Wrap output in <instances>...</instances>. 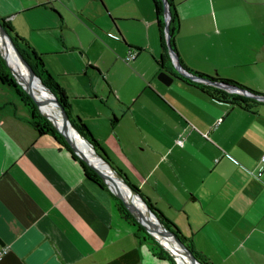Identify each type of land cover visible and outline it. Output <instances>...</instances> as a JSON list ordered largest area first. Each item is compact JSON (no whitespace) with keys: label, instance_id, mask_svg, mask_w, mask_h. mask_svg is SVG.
Listing matches in <instances>:
<instances>
[{"label":"crops","instance_id":"crops-1","mask_svg":"<svg viewBox=\"0 0 264 264\" xmlns=\"http://www.w3.org/2000/svg\"><path fill=\"white\" fill-rule=\"evenodd\" d=\"M172 3L184 64L264 94V0ZM0 16L105 155L199 252L214 264H264V103L179 76L172 57L161 66L153 0H0ZM8 88L0 81V264H171L139 241L110 188L27 122Z\"/></svg>","mask_w":264,"mask_h":264},{"label":"trees","instance_id":"trees-1","mask_svg":"<svg viewBox=\"0 0 264 264\" xmlns=\"http://www.w3.org/2000/svg\"><path fill=\"white\" fill-rule=\"evenodd\" d=\"M156 8H157V14H158V20H159V25L161 28V39H162V47L163 50L165 51V57H163L160 61L161 66H165L163 64V61L167 59L168 61H171V56L169 53V45L167 41V36L165 33V25H166V20H165V2L164 0H153ZM171 6V13H172V18L170 22V42L173 47V49L177 52L176 44H175V32L178 27V18H177V12H176V7L172 3V0H168ZM0 20L3 23V25L6 27L12 38L14 39L17 47L21 51L22 55L24 58L27 60L29 65L35 70V72L40 75L43 79V81L47 84L48 87L52 89V91L57 95L58 99L62 103V105L65 107L67 113L70 115L72 122L75 124L76 128L90 141L95 145V148L98 153H101L105 155L102 147L98 143L97 139L93 136L92 132L88 128V126L83 122V120L80 118V116L75 115L72 111V105L69 99L68 94L65 92L64 88L55 80V78L48 72V70L44 66L43 59L41 58L40 55L34 50L32 44L30 43L29 40L21 37L14 29L13 24L10 22V20L6 19L5 17L0 16ZM181 63L184 65L185 68H187L189 71L193 72L195 75H198L200 77H205L209 78L211 80H224L227 82L235 83L234 81L227 80V79H220L216 78L214 76L202 73L200 71H195L188 67L182 60H180ZM173 65V64H172ZM174 72L175 74L179 76L186 77L183 73L175 69L174 67ZM190 78V77H186ZM191 79V78H190ZM0 81L10 87L15 94L17 95V99L21 101L26 107L29 112V117L27 119V122L33 126L40 134H51L57 142L68 148L75 159L81 162L83 167L86 170V173L89 178L93 179L100 185L109 188L108 184L106 181L102 178V176L97 173L95 169H93L91 166H89L83 159H81L71 148L70 144L66 140L65 136L55 127L53 122L45 115L43 114L39 108L34 99L25 91V89L16 81L9 65L7 64V61L3 57L0 51ZM200 82V81H198ZM202 84V83H200ZM238 84V83H236ZM239 85V84H238ZM241 86V85H239ZM243 87V86H241ZM247 88V87H244ZM217 91H220L221 93H227L228 95L232 96L234 99L238 100L239 102H243L245 104L252 102V103H264L262 101H259L253 97H249L246 95H243L241 93H231L223 88H214ZM252 90V89H250ZM254 91V90H253ZM257 92V91H255ZM260 93V92H257ZM106 158H108L105 155ZM109 159V158H108ZM110 160V159H109ZM111 161V160H110ZM112 162V161H111ZM113 163V162H112ZM114 165V163H113ZM116 167V166H115ZM125 177L127 182L131 184L141 195L144 196V198L147 200V203L151 207L152 210H154L161 221L165 224V226L169 229L171 233L179 237L186 245L189 247L195 256L203 263V264H214L212 261H210L207 256L201 252H199L193 245L192 239L184 234V232L181 230V228L176 225L171 219L166 217L157 207L156 205L149 199L147 198L142 190L134 183L131 182V180L127 177V175L119 168H117ZM116 203L117 207L121 213V215L130 223L134 224L137 228V236L139 241L142 243L147 244L153 254L160 258H165L167 259L171 264H178L175 260V258L171 255L169 251H167L161 244L160 242L137 220V218L132 214V212L127 208L125 205L124 201L117 196L116 194L112 193Z\"/></svg>","mask_w":264,"mask_h":264},{"label":"water","instance_id":"water-1","mask_svg":"<svg viewBox=\"0 0 264 264\" xmlns=\"http://www.w3.org/2000/svg\"><path fill=\"white\" fill-rule=\"evenodd\" d=\"M165 2V20H166V25H165V33L167 36V41H168V45H169V53L172 57L173 63L175 64L176 68L183 73L185 76L190 77L193 80L196 81H200L206 84H211L214 85L216 87H222L224 89H226L229 92L232 93H241L243 95L249 96V97H253L259 101L264 102V94L262 93H257L253 90H250L249 88H244L239 86L236 83H231V82H227L224 80H211L209 78H205V77H200L198 75H195L193 72L189 71L187 68L184 67V65L181 63L180 58L178 53L173 49L171 42H170V38H171V34H170V22H171V18H172V13H171V6L168 0H164ZM0 31L3 34V37L5 39H8L13 48L15 49V51L17 52L19 58L24 62V64L27 66V68L29 69L31 75L37 79L41 86L43 87V90L50 96V98L52 100H54V102L58 105L60 112L62 113L64 120H65V125H66V129H67V133L60 130L59 127L56 124V121L54 120L53 117H51L49 114H47V117L49 119H51V121L54 123V125L59 129V131L65 136L66 140L68 141V143L70 144L71 148L73 149V151L81 158L83 159L89 166H91L93 169H95L104 179L105 181L108 183L109 188L111 189V191L116 194L117 196H119L125 203V205L127 206V208L135 215V217L137 218V220L160 242V244L171 253V255L175 258L176 262L178 264H181L179 262V260L176 258V254L168 247L166 246L163 241L157 237L151 227L145 223L144 221H142L139 216L135 213V211L133 210L131 204L128 203L127 199L116 190L114 184L108 179V177H106L103 172L99 169V167H97V165L95 164L94 161L86 158L83 153L78 149L77 144L75 141H73V139L71 138V133L70 131L72 130V132H77L83 139L84 141L94 150V152L96 153L97 157L101 160V162L105 163L109 169L113 172V174H115V176H117L122 182L123 184L130 190L131 193H133L140 201L141 203H143V205H145V207L147 208L149 215L156 221H158L159 226L157 227L160 231L163 232L164 236L166 237V239L169 241V243H174L176 244L177 247H179L180 249H184V251H186L187 253H189V257L190 260L194 263V264H203L193 253V251L187 247V245L176 235H174L173 233H171L169 231V229L165 226V224L161 221V219L159 218V216L157 215V213L151 209V207L149 206V204L147 203V200L144 198L143 195H141L131 184H129L127 182V180L125 179V177L123 176V174L117 169V167H115V165H113V163L105 157V155L98 153L95 145L90 142L75 126V124L72 122L70 115L67 113L65 107L62 105V103L60 102V100L58 99L57 95L52 91V89L50 87L47 86V84L43 81L42 77L40 75H38L35 70L29 65V63L27 62V60L24 58V56L22 55L21 51L19 50V48L17 47L14 39L12 38V36L10 35V33L8 32V30L6 29V27L3 25V23L0 20ZM0 51L1 54L3 55V57L5 58V60L7 61V64L9 65V67L11 68V71L13 72V74L15 75V77L17 78L18 82L24 87V89L32 96V98L34 99V101L36 102V104L40 107V110L43 112V109L41 107V102L39 100V98L37 96H35L34 94H32L27 87L21 83V81L18 78L17 73L15 72V70L13 69V67L11 66L10 62L8 61L6 55L4 54V52L1 49L0 46ZM160 78L167 82L170 83L173 79V77L168 73V72H161L160 73Z\"/></svg>","mask_w":264,"mask_h":264},{"label":"bare ground","instance_id":"bare-ground-1","mask_svg":"<svg viewBox=\"0 0 264 264\" xmlns=\"http://www.w3.org/2000/svg\"><path fill=\"white\" fill-rule=\"evenodd\" d=\"M0 46L3 50H5L7 54L6 56L7 59L9 60L11 65L13 64L15 66L17 72L20 75L26 74L28 78H30L33 81L34 87H32L31 89L34 95L39 98L41 102V106L46 107L51 111L50 113L57 119L59 129L67 133L68 131L66 129L65 120L62 113L60 112L58 105L43 90V87L41 86L40 82L31 75L27 66L19 58L11 42L3 37L1 31H0ZM38 90L41 91L42 93H39ZM70 133H71L70 134L71 138L73 139V141L76 142L78 149L83 153V155L94 161L97 167H99V169L103 172V174L106 177H108V179L114 185H118L121 194L127 199L128 203L131 204L132 208L135 207L139 210V215L135 211V213L139 216V218L145 223H147L151 227L153 233L157 237H159L166 246H168L165 240L163 239L164 237L163 232L157 228L159 226V223L149 216V213L145 205H143V203H141V201L133 193L130 192V190L123 184V182L117 176H115V174H113V172L109 169V167L105 163L101 162V160L97 157L94 150L84 141V139L76 131L72 132L71 130ZM91 155H93L96 158V160H94L95 158L93 159ZM138 200L140 202H138ZM168 247L176 254V258L179 260V262L180 261L182 262L181 264H194L190 260L189 253L184 251V249L180 250L178 248L175 249V247H171V246Z\"/></svg>","mask_w":264,"mask_h":264},{"label":"rangeland","instance_id":"rangeland-1","mask_svg":"<svg viewBox=\"0 0 264 264\" xmlns=\"http://www.w3.org/2000/svg\"><path fill=\"white\" fill-rule=\"evenodd\" d=\"M2 49V48H1ZM2 51L4 52V54L7 56V54H6V52H5V50H3L2 49ZM9 61V60H8ZM11 64V63H10ZM12 67H13V69L15 70V72L17 73V75H18V78H19V80L21 81V83H23L26 87H27V89L31 92V93H33V91H32V87H34V84H33V81L30 79V78H28V76L26 75V74H22V75H20L18 72H17V70L15 69V66L12 64L11 65ZM11 69V68H10ZM13 73V72H12ZM14 75V74H13ZM14 77H15V75H14ZM15 79H16V81L18 82V80H17V78L15 77ZM19 83V82H18ZM20 84V83H19ZM21 85V84H20ZM22 86V85H21ZM23 87V86H22ZM24 88V87H23ZM9 89V91H10V94H11V97L12 98H15L16 99V94H15V92L9 87L8 88ZM26 91V90H25ZM27 92V91H26ZM38 92L39 93H42L41 91H39L38 90ZM28 93V92H27ZM29 94V93H28ZM34 94V93H33ZM30 95V94H29ZM31 96V95H30ZM32 97V96H31ZM42 107V109H43V112L40 110V107L38 106V108H39V110L43 113V114H45L46 116H47V114H49L51 117H53L54 118V120L56 121V124H57V126L59 127V125H58V123H57V119L50 113L51 111L49 110V109H47L46 107H43V106H41ZM23 109H25V111H27L26 109V107H24L23 106ZM23 109H21V110H23ZM51 120V119H50ZM54 124V123H53ZM56 127V126H55ZM57 128V127H56ZM58 129V128H57ZM59 130V129H58ZM86 157V156H85ZM91 157L94 159L95 157L93 156V155H91ZM86 158H88V157H86ZM89 159V158H88ZM91 160V159H90ZM94 160H96V158L94 159ZM98 173V172H97ZM103 178V177H102ZM104 179V178H103ZM105 180V179H104ZM107 183V182H106ZM108 184V183H107ZM115 186V188H116V190L118 191V192H120L121 193V191H120V189H119V187H118V185H114ZM138 202H140L139 200H138ZM133 210L134 211H136L137 212V214L139 215V210L137 209V208H135V207H133ZM148 211V210H147ZM149 213V212H148ZM133 214V213H132ZM134 215V214H133ZM135 216V215H134ZM150 216V215H149ZM151 217V216H150ZM152 218V217H151ZM153 219V218H152ZM156 221V220H155ZM158 222V221H157ZM163 239L165 240V242H166V244L168 245V246H171V247H175V249H180L179 247H177L176 246V244H174V243H169V241L166 239V237L164 236L163 237ZM170 244V245H169ZM181 250V249H180ZM180 263H182L181 261H180Z\"/></svg>","mask_w":264,"mask_h":264},{"label":"built area","instance_id":"built-area-1","mask_svg":"<svg viewBox=\"0 0 264 264\" xmlns=\"http://www.w3.org/2000/svg\"><path fill=\"white\" fill-rule=\"evenodd\" d=\"M112 35L115 36L114 33H112ZM137 51H132L130 52L127 56H126V61H130L132 59H134L136 57ZM182 142V140H180ZM262 162H263V166H264V155L262 156ZM262 174V171H260L257 175L260 176ZM8 252V247H5L3 249L0 250V260L5 256V254Z\"/></svg>","mask_w":264,"mask_h":264}]
</instances>
